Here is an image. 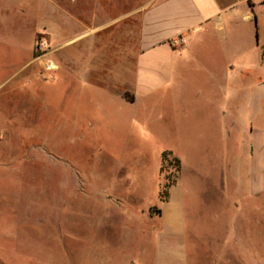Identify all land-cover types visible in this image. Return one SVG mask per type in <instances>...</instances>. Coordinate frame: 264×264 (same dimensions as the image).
<instances>
[{
  "label": "rangeland",
  "instance_id": "obj_1",
  "mask_svg": "<svg viewBox=\"0 0 264 264\" xmlns=\"http://www.w3.org/2000/svg\"><path fill=\"white\" fill-rule=\"evenodd\" d=\"M18 5L26 17L7 4L9 18L0 16V264H154L175 184L192 200L179 239L186 264H264V246L221 245L233 220L215 184L216 124L200 107L189 121L182 92L132 105L96 88L121 77L88 74L107 33L73 42L87 29L66 27L53 43L40 35L39 12ZM257 15L263 40L264 8ZM137 29L130 20L106 43L114 56L128 49V69Z\"/></svg>",
  "mask_w": 264,
  "mask_h": 264
},
{
  "label": "crops",
  "instance_id": "obj_2",
  "mask_svg": "<svg viewBox=\"0 0 264 264\" xmlns=\"http://www.w3.org/2000/svg\"><path fill=\"white\" fill-rule=\"evenodd\" d=\"M26 2L30 16L39 12L40 35L50 42L56 43L66 27L74 33L87 29L73 42L107 33L106 51L88 74L121 77L115 83L104 77L96 88H111L132 105L182 92L189 121L200 107L216 124L210 136L220 144L215 184L223 213L233 220L228 222L232 237L221 245L264 246V39L260 40L257 15L264 0H0L1 18H9L10 7L26 17L18 5ZM6 4L10 7L3 8ZM130 20L138 21V29L128 69V49L120 45L114 56L106 43L112 41L113 28ZM180 37L185 44L174 50L170 43ZM113 58L118 62L114 72L106 67ZM75 71L79 76L85 73L80 74V65ZM187 204L192 207L191 198L175 184L162 204L164 235L157 242L154 264H186L185 244L179 239L188 228ZM238 220L246 221L243 237Z\"/></svg>",
  "mask_w": 264,
  "mask_h": 264
},
{
  "label": "built area",
  "instance_id": "obj_3",
  "mask_svg": "<svg viewBox=\"0 0 264 264\" xmlns=\"http://www.w3.org/2000/svg\"><path fill=\"white\" fill-rule=\"evenodd\" d=\"M170 44H171V47H172L174 50H177V49L182 48V47L184 46V44H185V39L182 38V37H180V38H178V39H176V40L171 41ZM47 70H48V71L53 70V65H52V64L47 65Z\"/></svg>",
  "mask_w": 264,
  "mask_h": 264
},
{
  "label": "trees",
  "instance_id": "obj_4",
  "mask_svg": "<svg viewBox=\"0 0 264 264\" xmlns=\"http://www.w3.org/2000/svg\"><path fill=\"white\" fill-rule=\"evenodd\" d=\"M171 155H172V153H164V154H163V160L166 161V159H167L169 156H171ZM173 161H174V163H176V164L178 165V167H180V160H179V159H174Z\"/></svg>",
  "mask_w": 264,
  "mask_h": 264
},
{
  "label": "water",
  "instance_id": "obj_5",
  "mask_svg": "<svg viewBox=\"0 0 264 264\" xmlns=\"http://www.w3.org/2000/svg\"><path fill=\"white\" fill-rule=\"evenodd\" d=\"M262 51H263V55H264V45L262 46Z\"/></svg>",
  "mask_w": 264,
  "mask_h": 264
}]
</instances>
